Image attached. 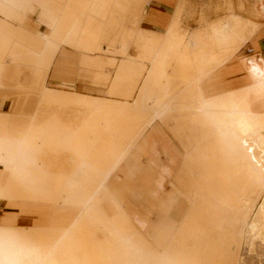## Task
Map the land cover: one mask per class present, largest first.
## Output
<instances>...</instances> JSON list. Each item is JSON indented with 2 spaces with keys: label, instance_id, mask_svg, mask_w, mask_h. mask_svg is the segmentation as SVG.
I'll list each match as a JSON object with an SVG mask.
<instances>
[{
  "label": "bare ground",
  "instance_id": "1",
  "mask_svg": "<svg viewBox=\"0 0 264 264\" xmlns=\"http://www.w3.org/2000/svg\"><path fill=\"white\" fill-rule=\"evenodd\" d=\"M253 1L264 14V0ZM138 2L140 12L129 10ZM153 2L169 19L148 17ZM193 2L0 0V207L72 213L0 221V264H244L245 246H264V113L252 102L264 95V52L239 57L249 42L260 51L264 24L234 0L211 43L193 49L182 26ZM91 61L105 66L84 83L79 68ZM119 65L139 70L130 100L94 86ZM230 75H243L241 85L227 84ZM158 126L180 148L163 154L177 171L174 195L159 200L178 217L145 230L111 180Z\"/></svg>",
  "mask_w": 264,
  "mask_h": 264
},
{
  "label": "rangeland",
  "instance_id": "2",
  "mask_svg": "<svg viewBox=\"0 0 264 264\" xmlns=\"http://www.w3.org/2000/svg\"><path fill=\"white\" fill-rule=\"evenodd\" d=\"M233 1L234 0H194L193 10L189 12L191 14L188 13L182 18V21L184 22H182V26L188 32L189 42L193 49L206 46V43H211L209 33L211 26L220 22L224 17L232 13ZM241 1L246 2V4L248 2L250 3H248L246 7L248 16L255 19H262V23L264 24V14L260 13V8L258 7V5L253 0ZM153 3L146 8L148 12H154L155 10H158L160 12L165 11L168 16L171 15L172 11L170 9L166 10L163 7L161 8L158 5H155L156 2L154 4ZM74 6L73 8L76 12H80L81 14L83 13L82 8H76L77 6ZM97 6L98 5H96V7ZM141 6L143 8V2H138L136 5L132 6L130 5L128 8L130 10L134 7V9H137L138 11L139 8L141 10ZM101 7L102 6L99 5V8ZM139 12L135 13L138 14ZM125 13L126 15L128 14L127 12ZM135 13L134 15H136ZM126 17L124 16L123 18ZM130 26V28L133 29L134 24L130 23ZM144 28L151 27L149 23L145 22ZM43 30H45V28H43ZM116 31V33L118 34H116L115 31H107L109 32L107 38H110L107 40L113 42L114 39L115 41V38L120 33V30ZM111 32L113 33L112 35ZM134 34L135 33H132L133 37H135ZM198 35L201 37L202 42H198L193 39L194 36ZM258 41L259 45L261 44V42H264V35L260 37ZM250 50H254V53L249 54ZM261 52H264V49L261 48V45L260 51H258L254 47L252 42H249L242 49L239 57L248 58L250 56L261 54ZM73 56L75 57L74 54ZM262 58H264V56ZM89 63L92 68H79V74H81V78L82 80H84V83H89V77L98 72L95 71L93 67L97 69L98 67L100 68L105 66L104 64H99L95 61H91ZM138 73L139 70L119 65L116 68L114 74L107 75V77L105 78L106 81L102 85H99L101 83H95L94 86L101 87L102 89L107 90V93L112 97H120L130 100L134 97L139 87V81H132V77ZM243 77V75H230V77L228 76L225 78V82L237 87L241 85L240 82ZM61 81L64 80L56 77L55 72H52L49 80V86L58 87L57 83H60ZM100 92L99 94L103 95L104 91ZM252 102L255 112L264 113V105L262 107V103H264V95L253 97ZM7 108L8 104H6L5 109ZM166 149H169L172 154L177 155V157L180 154V148L170 130L164 126H158L156 129H154V131L151 132L149 139H147L139 146L136 153L128 159V161L119 169L117 174L114 175L111 180L113 191L122 195L125 206L129 210L131 215L135 218L137 223L145 230L151 227H154L156 229H165L174 222L173 219L175 216L178 217L176 212H174V217L173 215L170 217L165 216L161 209V199H163V197H165V199H169L175 193L174 188L171 186V181L177 171V164L175 161H172L170 163L163 162V154ZM71 214L72 213L70 211L68 212L67 210H64L62 208H53L51 206L14 204L7 207L5 204H2L0 207V221L8 222H56L68 218ZM242 253L243 257H245L244 264H264V246L262 244H257L254 253H249L245 246Z\"/></svg>",
  "mask_w": 264,
  "mask_h": 264
},
{
  "label": "crops",
  "instance_id": "3",
  "mask_svg": "<svg viewBox=\"0 0 264 264\" xmlns=\"http://www.w3.org/2000/svg\"><path fill=\"white\" fill-rule=\"evenodd\" d=\"M155 5H158L159 7H163L164 9H165V4H160V3H158V4H155ZM169 7H171V8H173V6H170V5H168L167 6V8H169ZM177 7V3H176V5H175V8ZM156 9V8H155ZM149 15H148V17H150L152 20H157V23H162L163 21L161 20L162 18H161V15L162 16H166V18L167 19H169V16H168V14L164 11V12H160V11H158V10H155L154 12H150L149 11ZM172 13V12H171ZM184 17V16H183ZM147 19V18H146ZM155 27H159V24L158 25H156V24H153Z\"/></svg>",
  "mask_w": 264,
  "mask_h": 264
},
{
  "label": "water",
  "instance_id": "4",
  "mask_svg": "<svg viewBox=\"0 0 264 264\" xmlns=\"http://www.w3.org/2000/svg\"><path fill=\"white\" fill-rule=\"evenodd\" d=\"M261 48L264 49V42H261Z\"/></svg>",
  "mask_w": 264,
  "mask_h": 264
},
{
  "label": "built area",
  "instance_id": "5",
  "mask_svg": "<svg viewBox=\"0 0 264 264\" xmlns=\"http://www.w3.org/2000/svg\"><path fill=\"white\" fill-rule=\"evenodd\" d=\"M252 53H254V50H250V51H249V54H252Z\"/></svg>",
  "mask_w": 264,
  "mask_h": 264
}]
</instances>
